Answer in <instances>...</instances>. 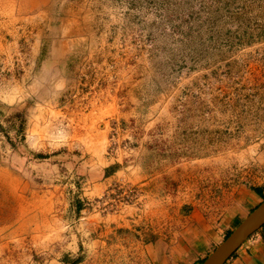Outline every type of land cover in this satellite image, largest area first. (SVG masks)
Here are the masks:
<instances>
[{"label": "rangeland", "instance_id": "1", "mask_svg": "<svg viewBox=\"0 0 264 264\" xmlns=\"http://www.w3.org/2000/svg\"><path fill=\"white\" fill-rule=\"evenodd\" d=\"M259 188L264 0H0V264H154Z\"/></svg>", "mask_w": 264, "mask_h": 264}, {"label": "crops", "instance_id": "2", "mask_svg": "<svg viewBox=\"0 0 264 264\" xmlns=\"http://www.w3.org/2000/svg\"><path fill=\"white\" fill-rule=\"evenodd\" d=\"M263 201L264 188L245 190L230 216L212 221H188L171 245L154 249V264H202L224 241L223 238L236 228L231 227L241 223ZM256 235L258 240L255 243L246 240L225 264H264V227Z\"/></svg>", "mask_w": 264, "mask_h": 264}, {"label": "water", "instance_id": "3", "mask_svg": "<svg viewBox=\"0 0 264 264\" xmlns=\"http://www.w3.org/2000/svg\"><path fill=\"white\" fill-rule=\"evenodd\" d=\"M264 227V201L255 208L202 264H225L242 244Z\"/></svg>", "mask_w": 264, "mask_h": 264}, {"label": "built area", "instance_id": "4", "mask_svg": "<svg viewBox=\"0 0 264 264\" xmlns=\"http://www.w3.org/2000/svg\"><path fill=\"white\" fill-rule=\"evenodd\" d=\"M258 240V236L255 234H253L250 238H249V241L251 243H255L256 241Z\"/></svg>", "mask_w": 264, "mask_h": 264}, {"label": "trees", "instance_id": "5", "mask_svg": "<svg viewBox=\"0 0 264 264\" xmlns=\"http://www.w3.org/2000/svg\"><path fill=\"white\" fill-rule=\"evenodd\" d=\"M18 132L20 133V135H22V137L24 136V133H23V127H22V126L19 128ZM23 138H25V137H23ZM12 143L15 144V142H13V141H12ZM230 234H231V233H229V234L227 235V237H228Z\"/></svg>", "mask_w": 264, "mask_h": 264}]
</instances>
